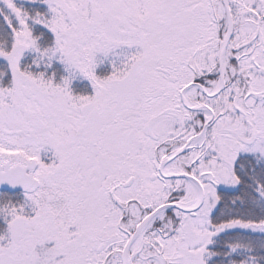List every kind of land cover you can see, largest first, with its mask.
Listing matches in <instances>:
<instances>
[{
    "label": "snow or ice",
    "instance_id": "obj_1",
    "mask_svg": "<svg viewBox=\"0 0 264 264\" xmlns=\"http://www.w3.org/2000/svg\"><path fill=\"white\" fill-rule=\"evenodd\" d=\"M0 264H264V0H0Z\"/></svg>",
    "mask_w": 264,
    "mask_h": 264
}]
</instances>
